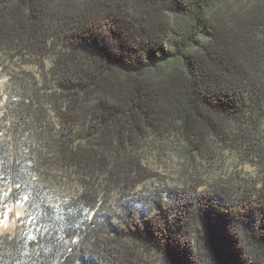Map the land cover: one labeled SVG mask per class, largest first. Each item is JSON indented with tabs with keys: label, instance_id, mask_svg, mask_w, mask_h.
I'll list each match as a JSON object with an SVG mask.
<instances>
[{
	"label": "trees",
	"instance_id": "obj_1",
	"mask_svg": "<svg viewBox=\"0 0 264 264\" xmlns=\"http://www.w3.org/2000/svg\"><path fill=\"white\" fill-rule=\"evenodd\" d=\"M0 74V264H264V0H0Z\"/></svg>",
	"mask_w": 264,
	"mask_h": 264
},
{
	"label": "rangeland",
	"instance_id": "obj_2",
	"mask_svg": "<svg viewBox=\"0 0 264 264\" xmlns=\"http://www.w3.org/2000/svg\"><path fill=\"white\" fill-rule=\"evenodd\" d=\"M8 83L7 78L0 74V106L5 103V91L7 89ZM230 157H226L222 163H217L214 166L215 173H223L224 170H228L234 162ZM148 162L153 170L157 173L156 179L146 183L147 187H153L155 185H167V187L182 188L187 189L193 185L192 176H188L186 171L179 165V159L174 155L173 151L170 150L168 146L163 147L162 150L156 151L153 149L152 154L148 156L145 160ZM203 169V168H201ZM208 170L209 168H204ZM243 169L252 175H256L255 168L251 165H243ZM196 174H200L199 172ZM201 180L204 179L205 173L199 175ZM25 209L24 205L20 204H8L0 212V236L7 233L16 234L18 231V226L25 222ZM155 259V257H154ZM152 260V259H151Z\"/></svg>",
	"mask_w": 264,
	"mask_h": 264
}]
</instances>
